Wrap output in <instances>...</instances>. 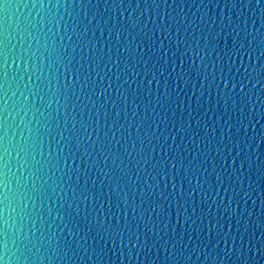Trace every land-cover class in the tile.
Instances as JSON below:
<instances>
[{
    "label": "water",
    "instance_id": "obj_1",
    "mask_svg": "<svg viewBox=\"0 0 264 264\" xmlns=\"http://www.w3.org/2000/svg\"><path fill=\"white\" fill-rule=\"evenodd\" d=\"M0 264H264V0H0Z\"/></svg>",
    "mask_w": 264,
    "mask_h": 264
}]
</instances>
